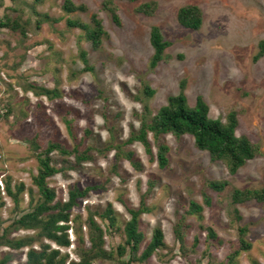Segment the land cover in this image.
Wrapping results in <instances>:
<instances>
[{"label":"rangeland","instance_id":"374dc122","mask_svg":"<svg viewBox=\"0 0 264 264\" xmlns=\"http://www.w3.org/2000/svg\"><path fill=\"white\" fill-rule=\"evenodd\" d=\"M65 1L0 0V196L4 203L0 234L36 205L40 197L33 182L39 168L37 154L50 142H58L68 149L87 150L92 156L77 163L73 155L63 156L55 150L52 164L59 172L47 183L61 201L68 200L74 187H99L79 198L71 210L72 219L79 216L81 222L89 211L98 214L95 218L105 231V248L114 257L95 264L129 259V253L119 257L117 249L125 242L124 226L131 217L127 208H138L142 200L149 212L140 217L144 238L139 253L153 230L161 228L164 243L174 248L175 256L169 259L165 248L162 257L154 255L133 264H207L203 256L207 246L211 256L225 264H264V204L251 200L232 206L229 196L233 187L264 186V56L254 60L264 40V0H113L120 23L104 7L105 0H71L85 7L74 12L64 9ZM152 1L158 5L153 15L138 10ZM186 5L201 9L199 30L179 23L178 10ZM93 15L108 32L98 48L84 31L67 23L69 19L92 23ZM7 19L10 25L18 22L19 28L3 25ZM154 26L171 44L164 60L152 68L150 33ZM146 85L155 91L152 96L145 94ZM182 85L188 105L194 106L202 97L211 118L225 122L230 112H236V135L248 137L260 147V154L232 174L224 162L212 161L207 151L197 148L191 135L164 134L156 140L149 132L151 154L140 141L126 144L139 134L141 121H151L169 96L181 92ZM54 88L59 93L54 97L40 93ZM159 144L169 147V163L163 169L158 164ZM128 152L139 169L126 157ZM221 180L230 182L225 191L218 193L209 187L210 181ZM7 183L14 192L23 185L17 201L6 193ZM204 193L211 198L210 205ZM191 202L203 206L201 221L189 214ZM108 207L113 209L114 227L109 226L113 217H101ZM200 223L212 229L216 238L208 240ZM177 225L188 252L180 249L174 231ZM240 227H247L244 240L250 249L242 246ZM83 231L87 248L86 227ZM35 233L20 229L10 237ZM68 235L72 243L61 251L78 260L80 249L73 229ZM196 236L199 243L194 249ZM44 242L57 248L54 242ZM34 247L39 249V243ZM28 249L0 246V261L9 257L5 264H27Z\"/></svg>","mask_w":264,"mask_h":264},{"label":"trees","instance_id":"16d2710c","mask_svg":"<svg viewBox=\"0 0 264 264\" xmlns=\"http://www.w3.org/2000/svg\"><path fill=\"white\" fill-rule=\"evenodd\" d=\"M42 2L43 0H35ZM136 1V0H131ZM64 9L67 12H74L76 10H84V6H76L71 0L64 2ZM157 2H146L139 6L138 10L146 15H153L157 9ZM104 7L110 11L116 23H120L117 6L114 5L113 0H105ZM48 16V15H47ZM46 16V19L48 17ZM3 25H8L14 29L19 28V24L13 21L10 25L9 19ZM178 21L181 25L192 30H199L203 23V14L197 5H186L178 10ZM67 23L71 27H78L86 34L87 38L92 42L93 47L98 48L104 37H108V32L105 30L102 21L97 15L92 16V23H86L78 19H69ZM150 41L154 48V54L151 58V67H156L159 62L165 58V50L170 46V42L164 40L162 32L159 27L151 28ZM85 62L86 52H81ZM264 56V40L259 42V51L256 53L254 60H259ZM43 93L49 97L58 95L56 88L53 90L42 89ZM144 92L147 96H152L155 91L146 85ZM54 95V96H53ZM238 126V119L236 112L232 111L227 115L226 121L221 119H214L210 117L209 106L202 97H198L194 106H189L187 103V96L182 90L178 95L169 96L166 105L162 106L158 112L152 117L151 121L147 118L141 121L139 134L131 136L126 144L133 141H140L146 151L151 154V143L148 139V133L151 132L156 140H159L160 135L173 134L175 136L191 135L194 137L195 145L200 150L207 151L212 161H222L226 164L229 171L235 174L247 161L254 159L260 154V147L246 136H237L236 128ZM70 134H72L71 123L68 122ZM36 144V148L39 146ZM57 150L63 156H74L77 163L87 161L92 158L88 151H80L77 147L68 149L58 142H50L48 146L37 154L39 163L38 173L33 177V182L36 185L39 193V198L36 205L31 211L22 214L18 219H15L7 227L4 228L0 234V246H8L12 249H23L28 247L27 264H95L96 261L104 259H111L114 257V252L105 248V231L102 229L99 222L96 220L97 213L89 211L88 216L84 222H81V217L77 216L72 219L71 210L78 205V199L86 197L90 190L98 189V186H88L85 189L74 187L69 191L67 201L56 200V193L54 189L49 187L47 179L59 172V168L52 164L51 154ZM169 147L165 144H159L157 150L158 164L161 169L167 167L169 163L168 158ZM119 158L120 153H116ZM128 159H131L136 168H140L138 162L133 160L132 152L125 154ZM209 187L220 193L227 189L230 182L227 180L210 181ZM154 184L149 183V189H152ZM23 189V185L16 188L14 192L9 183L6 185V193L17 201L18 193ZM232 206L238 205L247 201H257L264 204V186L258 189L252 188H237L233 187L229 192ZM204 200L207 205L211 204V198L204 193ZM0 196V208L3 206ZM130 219L124 226L125 242L120 244L117 249L119 257L129 253L128 260L120 259L117 264H133L134 262L144 263L150 257L156 255L158 258L162 257V249H168L170 254L169 259H172L174 248H168L164 243L163 231L161 228L153 230L152 237L144 250L139 253L141 242L144 238L143 232L140 230V217L142 214L149 212L145 201L142 200L138 208L128 207ZM203 206L196 202L190 203L189 214H196L201 221ZM234 213L237 219H240L239 210L235 207ZM103 218L113 217V221L109 222L110 227L115 225V217L113 209L108 207L101 214ZM72 223L71 224H69ZM83 227L87 229V238L90 243L89 247H84L85 238ZM26 229L34 230L35 235H27L21 238H11L10 233L16 230ZM73 229L77 237V246L80 249V256L78 260L69 259L67 253H62L61 248H67L71 245L68 230ZM201 231H206V238L208 240L215 239L216 235L212 229L206 227L202 223L199 225ZM176 239L180 244L182 253L188 252L185 247L184 235L181 232L180 226L174 229ZM240 240L245 250L250 249V244L244 240L247 233V227H240ZM49 240L57 245L53 248L51 244L44 242ZM206 240V241H208ZM39 243V249L34 245ZM199 243V237H195L193 248L195 249ZM204 257L208 258L207 264H225L223 261H218L211 256L209 246L206 247ZM9 257L3 258L0 264H5Z\"/></svg>","mask_w":264,"mask_h":264}]
</instances>
